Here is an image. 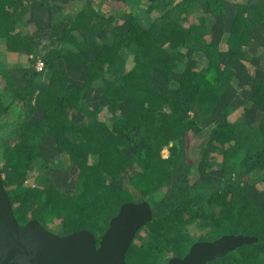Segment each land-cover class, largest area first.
Here are the masks:
<instances>
[{
    "label": "trees",
    "instance_id": "obj_1",
    "mask_svg": "<svg viewBox=\"0 0 264 264\" xmlns=\"http://www.w3.org/2000/svg\"><path fill=\"white\" fill-rule=\"evenodd\" d=\"M0 48L17 57L0 58V168L20 225L98 244L145 200L127 264L224 234L258 239L204 264H264V0H0Z\"/></svg>",
    "mask_w": 264,
    "mask_h": 264
},
{
    "label": "water",
    "instance_id": "obj_2",
    "mask_svg": "<svg viewBox=\"0 0 264 264\" xmlns=\"http://www.w3.org/2000/svg\"><path fill=\"white\" fill-rule=\"evenodd\" d=\"M152 217L147 201L125 202L110 219L98 244L87 229L62 235L38 220L20 225L0 168V264H127L126 253L136 233ZM257 239L248 234H224L199 240L184 256L172 257L167 264H204Z\"/></svg>",
    "mask_w": 264,
    "mask_h": 264
},
{
    "label": "rangeland",
    "instance_id": "obj_3",
    "mask_svg": "<svg viewBox=\"0 0 264 264\" xmlns=\"http://www.w3.org/2000/svg\"><path fill=\"white\" fill-rule=\"evenodd\" d=\"M140 12L142 13V11H140ZM146 21H147V19H144L142 17V22H146ZM1 46H3V45L1 44ZM14 56L15 55H11L10 53L5 51L4 49L0 48V58H2V60L5 61V63L7 62V63H9V65H14V63H16V61H17V57H14ZM19 60L22 61L24 64H27V56H23ZM102 116H106V115L104 113H102ZM190 144H191V157L193 159H195V158L199 157V154H198L199 148H198L197 140L192 138L190 141ZM163 153L165 155H167L168 151L165 150ZM38 172H39L38 169H35L34 172H30L28 175V180L26 183L27 184H35L37 181ZM49 229L52 232L59 233V231L61 230L59 221H55L54 223L49 224Z\"/></svg>",
    "mask_w": 264,
    "mask_h": 264
},
{
    "label": "built area",
    "instance_id": "obj_4",
    "mask_svg": "<svg viewBox=\"0 0 264 264\" xmlns=\"http://www.w3.org/2000/svg\"><path fill=\"white\" fill-rule=\"evenodd\" d=\"M43 65H44L43 62L41 60H38L37 66H38L39 70L42 69Z\"/></svg>",
    "mask_w": 264,
    "mask_h": 264
},
{
    "label": "clouds",
    "instance_id": "obj_5",
    "mask_svg": "<svg viewBox=\"0 0 264 264\" xmlns=\"http://www.w3.org/2000/svg\"><path fill=\"white\" fill-rule=\"evenodd\" d=\"M165 150L167 151V149H165ZM165 150H164V151H165ZM164 155H165V154H164ZM165 156H166V155H165ZM4 177H5V176H4Z\"/></svg>",
    "mask_w": 264,
    "mask_h": 264
}]
</instances>
